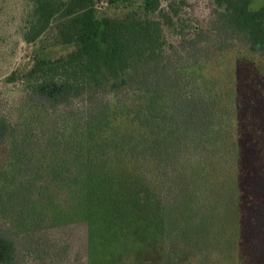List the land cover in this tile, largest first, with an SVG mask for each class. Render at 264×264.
<instances>
[{
  "label": "trees",
  "instance_id": "16d2710c",
  "mask_svg": "<svg viewBox=\"0 0 264 264\" xmlns=\"http://www.w3.org/2000/svg\"><path fill=\"white\" fill-rule=\"evenodd\" d=\"M94 1L34 0L25 40L37 41L59 19L60 37L74 50L35 59L22 78L28 98L0 104V264L16 262L15 236L51 244L35 202L85 198L94 253L112 258L125 244L150 245L158 214L143 202L154 198L158 211L162 187L187 176L189 165L229 161L237 168L234 114L172 59L162 21L172 20L152 17L160 1L141 0L144 14L123 19H98ZM226 1L251 48L264 52V10L251 11L250 0ZM246 136L250 148L264 146Z\"/></svg>",
  "mask_w": 264,
  "mask_h": 264
},
{
  "label": "rangeland",
  "instance_id": "374dc122",
  "mask_svg": "<svg viewBox=\"0 0 264 264\" xmlns=\"http://www.w3.org/2000/svg\"><path fill=\"white\" fill-rule=\"evenodd\" d=\"M159 1L161 12L152 17L172 20H162L172 59L234 114L239 139L234 127L229 128L230 145L235 140L239 150L237 168L229 161L191 164L187 176L167 181L158 196V211L157 203L150 205L154 198L143 202L145 211L158 214L157 236L140 249L125 244L115 258L95 255L93 230L81 209L85 198L66 204L35 202L44 222L40 228L50 233L51 244L45 239L43 245H34L30 236H15L14 264H264V52L254 51L247 31L231 21L234 5L226 0ZM34 7V0H0V104L19 105L28 98L22 78L35 59L56 60L74 50L60 37L59 19L37 41L25 40ZM142 7L141 0L94 1L98 19L144 14ZM249 9L263 11L264 0H250ZM13 75L15 81L9 82ZM246 135L260 144L250 148ZM130 198L126 202L134 205Z\"/></svg>",
  "mask_w": 264,
  "mask_h": 264
}]
</instances>
